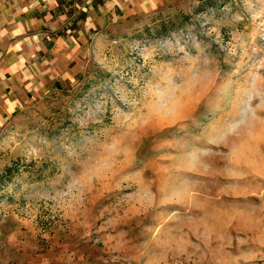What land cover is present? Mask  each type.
I'll use <instances>...</instances> for the list:
<instances>
[{
	"label": "rangeland",
	"instance_id": "374dc122",
	"mask_svg": "<svg viewBox=\"0 0 264 264\" xmlns=\"http://www.w3.org/2000/svg\"><path fill=\"white\" fill-rule=\"evenodd\" d=\"M92 2L0 128V264H264V0Z\"/></svg>",
	"mask_w": 264,
	"mask_h": 264
},
{
	"label": "crops",
	"instance_id": "0c3cea01",
	"mask_svg": "<svg viewBox=\"0 0 264 264\" xmlns=\"http://www.w3.org/2000/svg\"><path fill=\"white\" fill-rule=\"evenodd\" d=\"M95 8L90 0H0V128L76 54L81 32L73 26L93 27ZM79 9L83 17H76Z\"/></svg>",
	"mask_w": 264,
	"mask_h": 264
},
{
	"label": "clouds",
	"instance_id": "9594fccd",
	"mask_svg": "<svg viewBox=\"0 0 264 264\" xmlns=\"http://www.w3.org/2000/svg\"><path fill=\"white\" fill-rule=\"evenodd\" d=\"M169 83H171L170 80ZM257 103L258 101L253 102V110L247 112L242 119L245 122V131L253 129L264 135V106L257 108ZM252 207L255 208V206ZM261 211H264V209Z\"/></svg>",
	"mask_w": 264,
	"mask_h": 264
}]
</instances>
